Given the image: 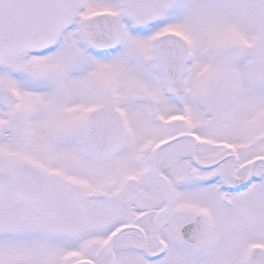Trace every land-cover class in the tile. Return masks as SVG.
<instances>
[{"label": "snow or ice", "instance_id": "snow-or-ice-1", "mask_svg": "<svg viewBox=\"0 0 264 264\" xmlns=\"http://www.w3.org/2000/svg\"><path fill=\"white\" fill-rule=\"evenodd\" d=\"M0 264H264V0H0Z\"/></svg>", "mask_w": 264, "mask_h": 264}]
</instances>
